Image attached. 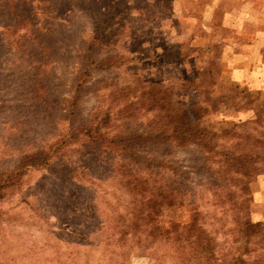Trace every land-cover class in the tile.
Masks as SVG:
<instances>
[{
	"label": "rangeland",
	"instance_id": "1",
	"mask_svg": "<svg viewBox=\"0 0 264 264\" xmlns=\"http://www.w3.org/2000/svg\"><path fill=\"white\" fill-rule=\"evenodd\" d=\"M44 1L38 7L57 21L50 42L40 45L26 22L15 23L32 4L11 9V18L0 0V171L67 135L69 124L89 120L97 81L109 83L100 101L110 134L142 130L150 116L139 104L143 92L170 93L178 110L202 104L208 147L155 144L143 154L173 167L161 175L185 207L200 212L219 264H264V162L246 191L217 176L227 150L264 159V0ZM91 43L97 58L126 63L91 73L92 88L70 112L77 56ZM123 87L138 99L130 117L119 113L122 95L113 93ZM227 94L234 103L211 106ZM70 142L50 169L29 170L3 191L0 264H203L191 249L146 240L131 220L115 156L82 134ZM245 218L261 224L248 241L236 225Z\"/></svg>",
	"mask_w": 264,
	"mask_h": 264
},
{
	"label": "trees",
	"instance_id": "2",
	"mask_svg": "<svg viewBox=\"0 0 264 264\" xmlns=\"http://www.w3.org/2000/svg\"><path fill=\"white\" fill-rule=\"evenodd\" d=\"M28 1V4L33 6L31 12L17 16L15 23L18 24L23 20L29 27L35 42H39L40 45L49 43L52 37V26L56 24L57 20L55 22L50 20L51 13L46 12L47 8H39L46 5L44 0ZM28 1L5 0L4 5L11 13L10 17L12 18L15 14L13 15L11 9L14 8L15 11L16 6L26 4ZM93 45L92 43L87 44L86 48L77 56L79 65L72 78L73 93L69 100L70 112L79 107L82 98L88 95V91L92 88V84L90 85L91 73L117 69L126 63L120 56L97 58ZM205 74H210V71L205 70ZM1 75L0 66V78ZM95 84H99L96 93L100 91V94H97V106L89 120L79 125L69 124L68 139H66L67 135L60 137L46 147L43 146L37 152L23 157L12 170L0 171V199L3 196V191L19 183L29 170L50 169L56 153L71 145V139L75 141L78 134H82L90 142L108 150L117 159L114 173L120 188L126 192L130 199L129 205L132 204V211L129 213L132 216L131 220H135L138 226L143 229L146 240L148 238L161 241L178 250L180 248L191 249V252L196 255V263L203 261V264H219L215 257L214 239L199 222L200 212L185 207L182 202L183 197L177 188H174L173 183L165 178L166 174L161 175L165 169V173H169L167 167L169 169H173V167L166 166L163 160H155L143 154L144 149L155 144L172 143L178 147H208L209 144L206 140L208 107L200 104L178 110L171 102L170 93L143 92L139 104L141 102L145 104L144 111L150 113V116L142 130H124L110 134L108 131L110 112H102L100 101L104 97L105 94L102 93L108 89L109 83L97 81ZM114 92L122 95L120 97L123 108L119 110V113L128 112L130 114H126V117L132 116L135 113L133 107L138 104V99L136 100L134 96L131 98V93H128L131 92L130 88L123 87ZM223 97L225 99L221 96L213 97L211 106L216 107L220 103L227 104L229 99L234 103L236 99L235 95ZM221 157V165L225 166L226 170H223L222 173L218 171L217 176H227L228 180L236 182L242 191H246L252 179L261 172L258 165L262 161L264 162L263 158L251 153L235 154L229 150L222 152ZM170 172L172 171L170 170ZM248 200L249 198H246V202ZM236 225L247 241L259 233L261 226L260 223H253L248 218L236 220ZM235 261L245 264L241 258L235 259Z\"/></svg>",
	"mask_w": 264,
	"mask_h": 264
}]
</instances>
